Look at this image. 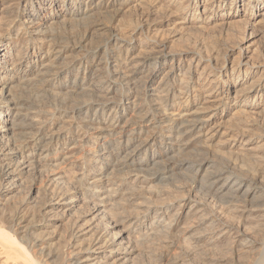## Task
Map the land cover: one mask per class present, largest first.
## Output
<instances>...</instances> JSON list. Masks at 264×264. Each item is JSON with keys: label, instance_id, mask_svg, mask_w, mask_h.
<instances>
[{"label": "bare ground", "instance_id": "bare-ground-1", "mask_svg": "<svg viewBox=\"0 0 264 264\" xmlns=\"http://www.w3.org/2000/svg\"><path fill=\"white\" fill-rule=\"evenodd\" d=\"M0 264H264V0H0Z\"/></svg>", "mask_w": 264, "mask_h": 264}, {"label": "rangeland", "instance_id": "rangeland-1", "mask_svg": "<svg viewBox=\"0 0 264 264\" xmlns=\"http://www.w3.org/2000/svg\"><path fill=\"white\" fill-rule=\"evenodd\" d=\"M237 28V29H236ZM236 28H234L235 29V31H233L232 30V32H233V34H232V32H230V34H228V37H227V35L225 36V35H223V34H220V32L218 31H215V30H213L210 34H209V36H206V41H204V46L206 47V50H204L205 48H203V53H204V56L205 57H210V56H212V54H213V52H215V50L218 48V46L220 45V44H225V45H229V43L231 44V46H233L234 48H236L239 44H240V40H241V42L243 41L242 40V36H241V32L243 31V30H241L242 28L241 27H236ZM240 28V34H238L237 35V33L239 32L238 31V29ZM237 32V33H236ZM217 34V36H215ZM219 35V36H218ZM233 36V37H230V36ZM235 35H237V36H235ZM213 36V37H212ZM225 37V38H224ZM228 39H227V38ZM236 37V38H235ZM238 37V38H237ZM240 37V38H239ZM219 38V39H218ZM226 39V40H225ZM208 40V41H207ZM223 40H225V41H227V42H229V43H227V42H224ZM239 40V43L237 42ZM221 41V42H220ZM210 42H211V44H210ZM220 42V43H219ZM224 42V43H223ZM232 43H234V45L232 44ZM238 43V44H237ZM214 44V45H213ZM237 44V45H236ZM209 48V49H208ZM212 53H211V52ZM207 54H209V55H207Z\"/></svg>", "mask_w": 264, "mask_h": 264}]
</instances>
